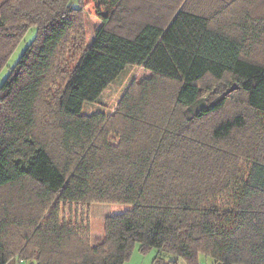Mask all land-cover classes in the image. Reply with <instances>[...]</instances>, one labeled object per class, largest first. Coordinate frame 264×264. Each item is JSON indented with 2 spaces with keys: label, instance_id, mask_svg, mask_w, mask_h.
Wrapping results in <instances>:
<instances>
[{
  "label": "trees",
  "instance_id": "trees-1",
  "mask_svg": "<svg viewBox=\"0 0 264 264\" xmlns=\"http://www.w3.org/2000/svg\"><path fill=\"white\" fill-rule=\"evenodd\" d=\"M90 1L0 0V264H264V0Z\"/></svg>",
  "mask_w": 264,
  "mask_h": 264
},
{
  "label": "rangeland",
  "instance_id": "rangeland-1",
  "mask_svg": "<svg viewBox=\"0 0 264 264\" xmlns=\"http://www.w3.org/2000/svg\"><path fill=\"white\" fill-rule=\"evenodd\" d=\"M88 5L85 8L84 12V28L86 33V42L88 45L93 41L94 35L98 27L100 26V20L96 17L93 9V3L88 0ZM34 34V29H30L24 38L20 41L16 49L13 51L11 56L9 57L7 64L0 71V84L3 79L6 77L9 68L16 61L19 54L22 52L24 46L27 42L32 38ZM150 75V71L142 68L141 66L134 64H127L120 73L102 90L98 98L94 102H84L80 109L81 114H91L96 111H110L111 108L115 105L118 98L123 93L126 86L134 79L140 80ZM71 207L65 206L61 207V213L65 216L76 212L83 213V216L88 217V214H84L86 211L84 210V204L82 206L76 205L74 208L70 204ZM111 206V214L119 213L127 209L129 206L124 204H113L108 206L105 203H93L90 205V217H91V231H90V239L91 242L95 238L100 237L102 232V221L105 218L106 214H109L108 208ZM85 211V212H84ZM93 220V222H92ZM156 252L155 249L149 251L147 257L153 256ZM145 255L138 252L137 248L134 250L131 259L127 263L134 264L137 259H142L146 257ZM199 264H209L211 261L210 257H207L203 254H200L198 257ZM214 263V262H213ZM16 264H18L16 262ZM25 264V263H24ZM27 264V263H26ZM181 264H184L181 262Z\"/></svg>",
  "mask_w": 264,
  "mask_h": 264
},
{
  "label": "crops",
  "instance_id": "crops-1",
  "mask_svg": "<svg viewBox=\"0 0 264 264\" xmlns=\"http://www.w3.org/2000/svg\"><path fill=\"white\" fill-rule=\"evenodd\" d=\"M107 206H108V204H106ZM109 205H111V204H109ZM108 213L110 214L111 213V206L108 208ZM106 215H108V214H106ZM92 222H93V220H92ZM101 235H102V232H101ZM100 235V236H101ZM148 254H149V252L147 253V254H145V256L147 255L148 256ZM154 255H155V253H154ZM153 255V256H154ZM144 257V258H142V259H137L136 258V261H135V263L134 264H150L151 263V261H152V258H153V256H150V257ZM18 264H26V262H22V261H20V262H17ZM28 264V263H27ZM126 264H132V263H126ZM179 264H181V262L179 263ZM209 264H213V260L211 259V261H210V263Z\"/></svg>",
  "mask_w": 264,
  "mask_h": 264
},
{
  "label": "water",
  "instance_id": "water-1",
  "mask_svg": "<svg viewBox=\"0 0 264 264\" xmlns=\"http://www.w3.org/2000/svg\"><path fill=\"white\" fill-rule=\"evenodd\" d=\"M233 89V87H230V90H232Z\"/></svg>",
  "mask_w": 264,
  "mask_h": 264
}]
</instances>
